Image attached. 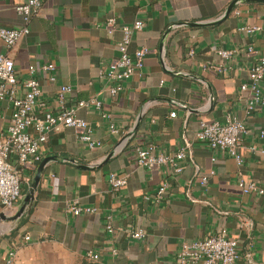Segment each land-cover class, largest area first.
<instances>
[{"label":"crops","instance_id":"0c3cea01","mask_svg":"<svg viewBox=\"0 0 264 264\" xmlns=\"http://www.w3.org/2000/svg\"><path fill=\"white\" fill-rule=\"evenodd\" d=\"M230 1L44 0L26 36L10 48L0 39V53L14 60L20 80L29 65L54 64L51 71L34 73L48 108L57 107L59 87L68 86L66 106L87 121L100 142L89 148L72 127L49 134L41 151L53 159L32 199L15 217L36 167L23 171L30 180L22 183L21 197L11 207L0 204V264H177L183 241L221 228L239 238L234 264H264V108L248 114L237 97L247 79L245 68L264 56V2H239L212 25L179 23L216 20ZM20 2L0 0L1 27L22 26L14 9ZM109 17L113 28L106 26ZM138 19L145 26L132 34L128 51L145 47L149 52L140 73L114 96L101 72L119 55L121 26ZM243 26L259 29L246 33ZM248 46L257 53H248ZM219 49L235 52L226 59ZM89 98L100 101V109L77 106ZM8 106L4 102L0 108L5 116ZM231 115L247 130L241 164L196 138L201 120L224 122ZM148 146L155 155L184 148L181 171L170 164L139 166L136 148ZM111 172L126 176L120 190L111 186ZM239 179L255 182L263 192L243 193ZM163 182L166 189L157 200ZM70 205L95 211L74 215L67 211ZM108 220L112 231L105 228ZM242 221L247 224L240 228ZM137 228L145 234L141 239L129 236ZM88 252L98 258H88Z\"/></svg>","mask_w":264,"mask_h":264},{"label":"built area","instance_id":"2783aa9c","mask_svg":"<svg viewBox=\"0 0 264 264\" xmlns=\"http://www.w3.org/2000/svg\"><path fill=\"white\" fill-rule=\"evenodd\" d=\"M44 0H22L14 6L15 11L21 17L20 27H1L0 39L7 47H12L22 37L26 36L31 18L39 14ZM113 17L106 20V26H115ZM143 20H135L131 25H122V38L118 43L119 55L112 58L101 72L105 81V87L109 94L117 95L123 89V83L129 78L140 73L145 63V57L149 50L145 47L138 48L132 53L128 51L132 34L143 29ZM246 33L259 29L257 26L241 27ZM235 52L234 49H219L217 54L222 58H229ZM247 52L256 54L252 46L247 47ZM191 53V52H190ZM55 68L53 63L41 66L29 65L27 77L20 80L15 70L14 60L0 53V108L2 103H9V115L5 116L0 109V204L3 207H11L22 195V183H28L30 177L23 175V171L35 168L44 157L41 151V144L45 143L51 132L61 127H72L78 132L79 139L89 148L100 145L93 134L86 120L75 114L74 108L67 107L65 93L68 86L62 85L57 91L55 109H49L48 102L42 97L40 82L34 77L37 69L51 71ZM220 70V69H219ZM247 79L239 86L238 99L245 104L246 112L252 113L258 108H264V56H258L256 61L245 68ZM49 80H54L51 74ZM94 105L100 109V101L89 98L79 100L78 107ZM171 116L175 113L171 112ZM112 127V126H111ZM247 132L245 124L236 116H227L226 121L201 120L196 138L204 142L207 147L214 150H221L233 156L238 164H241L242 157L240 147L242 137ZM263 130L260 131L262 135ZM152 146L136 148V161L139 166L152 168L160 164L174 166L176 172L181 171L179 161L185 157V149L180 148L172 155L152 154ZM261 160L264 161V151ZM14 158L17 168L10 159ZM212 173V171H210ZM206 176L201 177L202 183L206 182ZM108 180L115 190H120L126 183V176L109 173ZM238 186L243 193L258 192L255 182L239 179ZM166 189V183L159 185L155 197L160 200ZM67 211L78 215L80 212H93V207H81L70 205ZM109 216H107V219ZM245 221L240 222L239 227H245ZM105 228L112 231L110 220L106 222ZM129 236L134 239H141L145 236L143 230L135 229L129 231ZM28 238L27 236L25 237ZM239 238L237 235H230L224 228L217 230L203 238L191 241H183L177 253V264H234L238 259ZM114 251V250H113ZM87 257L96 260L98 254L88 252Z\"/></svg>","mask_w":264,"mask_h":264},{"label":"water","instance_id":"95a60500","mask_svg":"<svg viewBox=\"0 0 264 264\" xmlns=\"http://www.w3.org/2000/svg\"><path fill=\"white\" fill-rule=\"evenodd\" d=\"M242 1H255V2H264V0H231L230 3L228 4V6L226 7L224 13L219 17L217 18L216 20H211V21H204V22H179L181 25H186V26H193V27H196V26H205V25H212V24H216L218 23L219 21L221 20H224L228 15L229 13L231 12V10L239 3V2H242ZM192 111H196V110H192ZM197 112V111H196ZM53 157L51 156H46V157H43L42 160L37 164L36 166V171H35V174L32 178V182L31 184L29 185V188L24 196V199H23V205L22 207L20 208L19 212L16 214L15 217L19 216L23 209L25 208V206L29 203V201L32 199L33 197V193L35 191V188L40 180V176H41V173H42V170L45 166V164L52 160Z\"/></svg>","mask_w":264,"mask_h":264}]
</instances>
